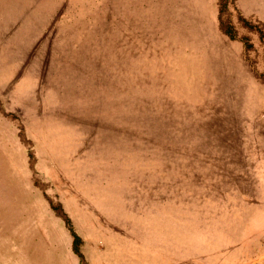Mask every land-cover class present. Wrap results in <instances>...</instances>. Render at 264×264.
Instances as JSON below:
<instances>
[{
	"label": "rangeland",
	"instance_id": "374dc122",
	"mask_svg": "<svg viewBox=\"0 0 264 264\" xmlns=\"http://www.w3.org/2000/svg\"><path fill=\"white\" fill-rule=\"evenodd\" d=\"M237 1L0 0V264H264V0Z\"/></svg>",
	"mask_w": 264,
	"mask_h": 264
},
{
	"label": "trees",
	"instance_id": "16d2710c",
	"mask_svg": "<svg viewBox=\"0 0 264 264\" xmlns=\"http://www.w3.org/2000/svg\"><path fill=\"white\" fill-rule=\"evenodd\" d=\"M223 1L224 0H221V2H220V5L222 7L221 14H223L228 9L229 3H230V2H223ZM220 19H221V29L223 30V32L225 34H227L228 36H230L232 39H236L237 33H236V29H235L234 25L230 22L229 27H226L225 22L223 21L222 17ZM240 19H241V21L246 23V25H250L249 24L250 22L243 15L240 16ZM263 25H264V23H263ZM31 158L33 159V156H31ZM32 167L34 168V162H32ZM48 199L50 200V204L52 206V209L57 213L58 216L63 218L64 221L66 222V224L68 225L69 230L71 231L72 236L74 238V240H73L74 252L79 256L81 261L83 263H85L86 257H85L83 250H82V247L84 244V239L75 230V228L73 226V221H72L71 217L65 212L62 204H56L52 198H48Z\"/></svg>",
	"mask_w": 264,
	"mask_h": 264
},
{
	"label": "crops",
	"instance_id": "0c3cea01",
	"mask_svg": "<svg viewBox=\"0 0 264 264\" xmlns=\"http://www.w3.org/2000/svg\"><path fill=\"white\" fill-rule=\"evenodd\" d=\"M257 1L262 2V0H238L237 2H257ZM247 14L248 15H255V13H253V12L247 13ZM16 79H17V77H16ZM0 83H4V82H0ZM1 99H2V96H0V101H2ZM261 212L264 214V209H261Z\"/></svg>",
	"mask_w": 264,
	"mask_h": 264
}]
</instances>
